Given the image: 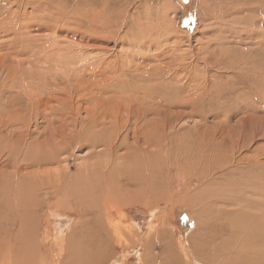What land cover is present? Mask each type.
Wrapping results in <instances>:
<instances>
[{
  "label": "rangeland",
  "instance_id": "1",
  "mask_svg": "<svg viewBox=\"0 0 264 264\" xmlns=\"http://www.w3.org/2000/svg\"><path fill=\"white\" fill-rule=\"evenodd\" d=\"M263 5L0 0V249L34 242L37 264H264L224 219L242 205L264 222Z\"/></svg>",
  "mask_w": 264,
  "mask_h": 264
},
{
  "label": "bare ground",
  "instance_id": "2",
  "mask_svg": "<svg viewBox=\"0 0 264 264\" xmlns=\"http://www.w3.org/2000/svg\"><path fill=\"white\" fill-rule=\"evenodd\" d=\"M264 6V5H263ZM262 11V10H261ZM261 13V12H260ZM261 15V14H260ZM259 16V15H258ZM212 17V16H211ZM264 18V17H263ZM262 20V19H261ZM257 21V20H256ZM263 21H264V19H263ZM262 22V21H261ZM258 25V24H257ZM261 48V47H260ZM264 49V48H263ZM209 51V50H208ZM116 81V80H115ZM188 84V83H187ZM117 85V84H116ZM259 106V105H258ZM252 108V107H251ZM253 110V109H252ZM255 125V124H254ZM258 125V124H257ZM253 127V126H252ZM258 127H256V126H254V132L256 131V129H257ZM259 130H260V128H258ZM264 130V129H263ZM239 133V132H238ZM256 135V133L254 134V136ZM250 137V136H249ZM258 137V136H257ZM248 141H249V139H248ZM246 142V141H245ZM244 148V147H243ZM53 150V149H52ZM255 152V151H254ZM49 153V152H48ZM253 153V152H252ZM41 156V155H40ZM40 156H36V157H33V160L35 159H37V158H39ZM30 160H32V158L30 159ZM32 160V161H33ZM38 160V159H37ZM36 160V161H37ZM35 161V162H36ZM38 163H39V161H38ZM36 165V164H35ZM112 167V166H111ZM258 174V173H257ZM249 175V174H248ZM251 176V175H250ZM256 178V177H255ZM245 181V180H244ZM247 181V180H246ZM246 181H245V183H246ZM249 181V180H248ZM255 181V180H254ZM264 182V181H263ZM252 183H253V181H252ZM251 183V184H252ZM255 183V182H254ZM249 184H250V182H249ZM256 184V183H255ZM255 184L253 185V186H255ZM232 185H234V186H237V185H235V184H232ZM242 185V184H241ZM257 185V184H256ZM233 186V187H234ZM259 187V186H258ZM57 188V187H56ZM98 188V187H97ZM240 188H242L243 190H244V192L247 194V193H251L250 195H253V194H257L256 192H257V190H255V189H252L253 187H249L248 185H245V186H243V187H240ZM257 188V187H256ZM261 188H262V186H261ZM240 190V189H239ZM243 194V193H242ZM242 194H236V193H234V194H232V193H229V194H226L225 195V197L224 196H219V197H217L216 199L217 200H220V199H222L223 197H224V199H226V200H228L229 202H232V203H237V202H241V201H243L244 202V200H246V198H245V196H243ZM205 195V194H204ZM204 195H202L203 197H204ZM224 195V194H223ZM201 196V197H202ZM209 196H211V194L210 195H208V197ZM234 196H235V200L233 199L234 198ZM239 196V197H238ZM96 199V198H95ZM94 199V201H92L93 203H95L96 202V200ZM97 199H99L98 198V194H97ZM212 199V198H211ZM110 199L108 198V195H107V198H105V199H103V200H101L100 201V199H99V201L101 202L100 204H99V207H100V205H102L103 207H102V210H103V208H105L106 207V205H107V207H109L108 205H110V207H111V204L112 203H110V201H109ZM112 200V199H111ZM206 200V199H205ZM247 200H249V199H247ZM209 202V201H208ZM213 202V201H212ZM211 202V203H212ZM246 202V201H245ZM252 202H255V204H254V206L257 204V203H259V200H257V199H253L252 200ZM91 203V202H90ZM96 204V203H95ZM98 204V203H97ZM96 204V205H97ZM209 204H210V202H209ZM90 205V204H89ZM93 205V204H92ZM113 205V204H112ZM237 205H239V204H237ZM250 205V204H249ZM87 207V206H86ZM96 207V206H95ZM99 207H97V211H96V213H98V215H100V214H106L105 213V211L103 212L102 210H101V208L99 209ZM94 208V207H93ZM246 208H247V206L246 207H244V206H239L237 209H235V210H233V211H230V212H227V213H225V216H224V214H223V216H224V219H225V217L227 218V221H229L228 222V224H227V226H228V233H229V235H230V237H234V241H235V239H236V243H238V244H240V246L242 247V248H244V249H247V251H249V252H251L252 254L251 255H254V250L256 249V248H258V246L260 245V247H261V245H264V222H262V219H261V214L259 215V214H257V213H254V212H251V211H247L246 210ZM254 209V208H253ZM94 210V209H93ZM92 210V211H93ZM255 210V209H254ZM253 210V211H254ZM260 210V209H259ZM91 211V212H92ZM84 212H86L85 210H84ZM224 212V211H223ZM89 213V212H88ZM194 217V216H193ZM229 219V220H228ZM99 220V219H98ZM100 221V220H99ZM99 223V222H98ZM108 223V222H107ZM226 223V222H225ZM224 223V224H225ZM25 224V223H24ZM27 224H29V223H27ZM112 224V223H111ZM111 224H110V226H111ZM103 225V224H102ZM109 226V227H110ZM27 227H29V226H27ZM32 227V226H31ZM112 227V226H111ZM26 229V226L25 227H23L22 228V230H25ZM29 229V228H28ZM29 234V233H28ZM27 234V235H28ZM228 235V236H229ZM96 236V235H95ZM28 237H30L29 235H28ZM22 239H23V237H22ZM24 239H26V238H24ZM227 241V240H226ZM230 241V240H229ZM232 241V240H231ZM94 242V241H93ZM27 243H29V241L28 240H26V242H24L23 241V243L20 245V248L19 249H17L16 251H14V250H12V249H7L6 251H4L3 249H0V263H3V264H6V263H8V262H10V263H17V264H24L23 262H20L19 261V258L20 257H22L23 259H24V257H30L29 259H30V264L32 263V264H37V263H40V261L42 262L43 261V257L42 256H40V250L37 248V246H36V243H34L33 242V246H32V249H31V247H30V245H28ZM103 243V242H102ZM201 243V242H200ZM261 243H263V244H261ZM8 244V243H7ZM221 244H222V242H221ZM223 244H224V242H223ZM222 244V245H223ZM228 244H229V242H228ZM64 245V244H63ZM193 245V244H192ZM225 245H227V243L225 244ZM8 247V246H7ZM97 247V246H96ZM241 247H240V249H241ZM259 247V248H260ZM29 248L31 249V251L29 250ZM94 249V248H93ZM233 249V248H232ZM99 250V249H98ZM98 250H96V252H98ZM193 250V249H192ZM230 251V250H229ZM96 252H94V253H96ZM212 253V252H211ZM222 253L224 254V252L222 251ZM228 253V252H227ZM257 253V252H256ZM13 254V255H12ZM233 254V253H232ZM238 254V253H237ZM258 254V253H257ZM260 254V253H259ZM24 256V257H23ZM235 256V255H234ZM73 257V256H72ZM75 257V256H74ZM87 257V256H86ZM257 257V256H256ZM193 258V257H192ZM196 258V257H195ZM193 259V261H195L194 262V264H201V263H199L200 262V259ZM26 259V258H25ZM118 259V258H117ZM190 259H191V257H190ZM231 259V258H230ZM26 260H28V259H26ZM25 260V261H26ZM81 260V259H80ZM94 260V259H93ZM97 261V260H96ZM201 261H202V259H201ZM204 261V260H203ZM205 261L207 262L206 264H218V263H215L216 262V258H213L212 256H210L209 254H208V256L205 258ZM231 261V260H230ZM29 262V261H28ZM44 262V261H43ZM47 262V261H46ZM47 263H49V261L47 262ZM47 263H45V264H47ZM121 262L120 261H118V260H114L111 264H120ZM203 263V262H202ZM29 264V263H28ZM96 264V263H95ZM98 264V263H97ZM189 264H190V262H189ZM192 264V263H191Z\"/></svg>",
  "mask_w": 264,
  "mask_h": 264
}]
</instances>
